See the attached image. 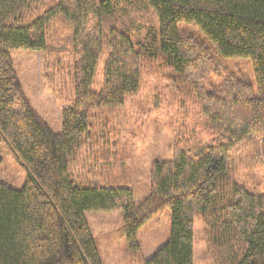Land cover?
<instances>
[{"label": "trees", "instance_id": "16d2710c", "mask_svg": "<svg viewBox=\"0 0 264 264\" xmlns=\"http://www.w3.org/2000/svg\"><path fill=\"white\" fill-rule=\"evenodd\" d=\"M139 1L157 17V45L135 41L119 24L136 0H0V152L11 150L26 172L20 188L0 180V264H102L86 213L110 211L121 212L130 264H193L198 219L209 264H264V192L233 174L235 159H264V0ZM12 50L51 59L60 133L24 94ZM156 57L167 69L175 132L169 158L151 163L149 192L136 204L128 159L111 151V122L93 112L124 105ZM219 57L248 58L254 86ZM84 150L91 161L81 164L99 184L77 175ZM166 209L169 238L143 258L139 230Z\"/></svg>", "mask_w": 264, "mask_h": 264}, {"label": "rangeland", "instance_id": "374dc122", "mask_svg": "<svg viewBox=\"0 0 264 264\" xmlns=\"http://www.w3.org/2000/svg\"><path fill=\"white\" fill-rule=\"evenodd\" d=\"M145 10L141 1L136 0L134 5L128 8L127 15L119 24L124 26L135 41L157 45L152 40L158 33L157 17L154 12ZM178 27L181 31L208 44L206 37L194 25L181 22ZM10 57L16 65L20 84L31 106L54 132L60 133L62 131L61 105L55 99L51 89L53 85L51 59L47 58L43 52L32 50H12ZM219 59L228 72L254 86L253 70L248 58L219 57ZM159 62L160 59L156 57L150 67L146 68L140 89L136 94L128 97L124 105L113 108L102 107L93 112L96 114L102 111L99 112L100 116L103 118V114H106L111 122L110 137L114 143H112L111 151L115 154L114 159L121 160V157L128 159L126 166L129 165L131 170V188L136 204L141 203L149 192L148 175L151 163L156 159L169 158L175 132V104L171 100L168 88L166 89L167 81L164 73L167 69ZM101 70L102 64L99 62L92 84L93 91H98L100 88ZM157 98L162 100L161 104L159 103V106L155 108L151 107L150 103ZM230 115L233 116L232 113ZM0 156L2 158L0 180L20 188L25 180V169L15 160L11 150L2 148ZM80 156L84 160L79 161L78 166H81L77 171L79 179L87 184H99L101 178H95L94 171H90V167L81 164L89 165L92 155L87 156L84 150L81 151ZM118 160H114L115 163ZM234 163L233 165L237 167L233 171L236 181L243 184L249 191H258L262 194L264 192L262 183L264 159L260 157L250 160L249 155L246 154L240 161L235 159ZM102 172L104 173L103 170ZM104 180L101 186L108 185L109 182ZM168 215L167 209L158 213L139 230L138 241L143 258L150 257L168 240ZM86 220L90 225L102 264H130V250L121 231V212H88ZM203 228V223L198 219L194 227L193 264H209L210 254L206 252Z\"/></svg>", "mask_w": 264, "mask_h": 264}]
</instances>
